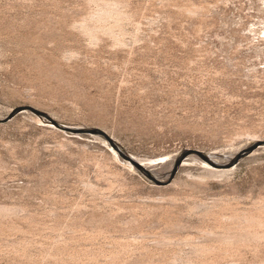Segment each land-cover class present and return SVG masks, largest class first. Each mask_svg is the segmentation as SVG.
I'll list each match as a JSON object with an SVG mask.
<instances>
[{"label": "rangeland", "instance_id": "obj_1", "mask_svg": "<svg viewBox=\"0 0 264 264\" xmlns=\"http://www.w3.org/2000/svg\"><path fill=\"white\" fill-rule=\"evenodd\" d=\"M114 1L119 24L93 17L101 0H0V117L30 105L61 123L101 128L132 157L162 164L189 148L224 158L255 124L264 137V0ZM263 150L201 182L197 172L209 166L181 159L191 172L177 166L157 185L102 138L19 113L0 123V264H182L187 241L219 231L221 216L185 213L172 227L163 198L249 206L264 198ZM100 161L121 186L99 177ZM163 169L150 173L163 177ZM154 199L160 205L147 216L142 208ZM164 231L173 235L166 247L156 243ZM62 234L81 241L62 245ZM116 247L123 251L108 262L104 250ZM78 248L95 254L76 261Z\"/></svg>", "mask_w": 264, "mask_h": 264}, {"label": "bare ground", "instance_id": "obj_2", "mask_svg": "<svg viewBox=\"0 0 264 264\" xmlns=\"http://www.w3.org/2000/svg\"><path fill=\"white\" fill-rule=\"evenodd\" d=\"M101 1L102 2H100V4H99L101 6V8L96 13V15L93 16V17L96 20H98V21H108L109 19L112 18V19H114V21L117 22V24H119L118 22L122 18V14H121L120 10L118 9L116 2L114 0H104V1L101 0ZM187 11H190L191 12V11H193V8L187 7ZM194 11H196V10H194ZM101 26H103V25H101ZM82 27L84 29V33L85 32L88 33L92 38L95 39V37H96L97 34L94 33V31L91 28V26L89 27L86 24H84ZM111 32L113 33V31H111ZM116 41L119 43L120 42L119 38L116 37ZM246 111H247V109H246ZM24 112H22V113H24ZM35 117L38 118V120H40V121L44 120V119H42V118H40L38 116H35ZM44 122H46V123H48V124L51 125V123L47 122L46 120H44ZM254 126L251 127L250 129H249V126H248V129H244V132L243 131H240V132L245 133L248 137H250V139L247 140L244 145L238 147L235 150L230 151L228 154H226V156L224 158L217 157V156H215L213 154H206L205 157H201V156H198V155L190 152L189 150H185L182 154L181 153H178V154L174 155L173 157H171L169 159V161H167L164 164H162L161 162L160 163L147 162L144 159H141V158H138V157H135V156L132 157L130 154L129 155L132 158H134L136 161H138V163L141 165V169L140 168H137V167H136V169L144 177H145V175L143 174V171H142L143 169L147 170L150 173L151 171H153L151 167H156L155 168V171H153V172H154L155 175H157L158 174L157 171L160 170V167L161 168L164 167L163 170H164L165 175H163V177L157 176V178H156L157 180H159L160 183L166 182L165 181L166 180L165 177L172 172V169H173L175 163L179 159L180 160L183 159L182 160L183 162H187V161H190V160H194V161H197V162H199L201 164H205V165L209 166V168L208 167L207 168H205V167L199 168L200 171L197 172V175H196L199 178V180H197V181H200L201 182V180L208 179V178H212V177H226L229 174H231V170L230 169H227V167L232 166L234 163H236V161H238L237 160L238 158H241V157H244V156L246 158H248V159H249V157L252 158V157L255 156L256 152L262 151L264 149V137L262 136L263 138H260V135L257 134V131L258 130H255V127ZM257 127L259 128V126H257ZM259 129L261 131V129H262L261 128V125H260V128ZM241 130H243V129H241ZM238 133H236V134H238ZM243 133H241L240 135L242 136ZM109 135L112 136V138L116 141V139H115V137L113 135H111V134H109ZM102 140L104 141L105 144H107L112 149L114 155L116 157H119L118 152L115 151V149L112 148L106 142V140H104V139H102ZM124 162H127V163L130 164V162L128 160L127 161H124ZM211 162H214L217 165H214ZM106 163L107 162H105V161L104 162L103 161H100L99 163H97V164H99V168H100V176L99 177H102V178L104 177L106 180H109V177H113L112 180H111V183H110V185H113L114 182H117L119 180L118 176L120 174L116 170L113 171V170L107 169L109 167L105 168L106 167ZM184 166H186V165H184V164L178 165L179 170L180 171H186V172L190 173L191 171L188 170V168L190 166L188 168H186ZM178 167H176V168H178ZM149 181H151V180H149ZM197 181H196V183H198ZM121 183L122 182H120V183L117 182V184H120V186H121ZM183 192H185V191L183 190ZM164 199H166V202L167 203H166L165 206H163V207L161 206L162 207L161 209L165 208L164 209V212H163L164 213V216L163 217L164 218L166 217L168 223H170V226H172V227H174V225L176 226V225L179 224L178 223L180 221V220H178L179 217L182 216V215H184L185 213L186 214H190V213H195L196 214V213H198V214H201L202 216L205 215L206 217H207V215L209 216V214L219 213L220 216H221V219L219 221V225L216 226V227H218L219 231L218 230L211 229V228L210 229H206V230H204L205 233H203V236H200V237H203L202 239H200V237H199V239L197 238V240H194V239L193 240H188L189 243L187 241V244H190V245H188V246H190V248L188 247L189 249L186 250V251L187 252L189 251L188 252L189 254H187L186 256H183L182 254L180 256L177 255L176 259H180L179 262H183L184 264H195V263H197L199 261H207V260H227V261H241V262L243 260H245V261L248 260L251 264H264V198L262 199V197H259V199H257V200L255 199V200L251 201V203H250L249 206H245L244 205L245 207L244 206L243 207L242 206L240 207L239 202L238 203L236 202L237 201L236 198H234L236 200L235 202H233V200L231 201V199L230 200L229 199H224L225 200V203H221V204H220V202H218V200L215 201L214 199H213V201H210V202L209 201L197 202V201H190L189 200V201H186L185 202L186 203L185 206L184 205L181 206V205H178L177 204L178 200H181V199H178V195L177 196H173V197L172 196L165 197V198H163V200ZM113 200H115V199H113ZM155 200L156 199H154V201ZM221 200H223V199H221ZM157 201H155L156 203L151 201L148 204H147V201H146V205L147 206L145 207V205H144V207L142 208V211L147 215V213H150V211L155 207V205L157 206L159 204L158 202H160V200L158 202ZM161 204H163L162 200H161ZM142 206L143 205H141V207ZM118 207H122V205L121 206L118 205ZM133 207L134 206H132V208ZM141 207H140L139 210H141ZM157 207H159V206H157ZM157 207L154 208V209H157ZM117 209H119V208H117ZM134 209H136V207H134ZM161 209H159V210H161ZM134 212H136V211H134ZM161 215H163V214H161ZM56 227H57V225H56ZM55 230H56V228H55ZM165 233H167V234H165ZM165 233L164 234L162 233L160 235V237L158 236L159 238H157V240H156L157 242L156 243H158L161 246L163 245V246L166 247L168 244L173 243L172 242V240H173L172 239L173 238L172 236L173 235H170V233H168L167 231ZM93 234L94 233H92V235ZM63 235L64 234H62V236ZM84 235L85 234H83V236ZM89 236H87V238H89ZM80 237H81V235L78 236V237L77 236H73V235H71L68 238H65L64 237V238H61L62 240H60V243L61 244L62 243L65 244V242L68 243L69 242L68 239H70V241L71 240L72 241H75V238H78L79 239V242H80L81 241ZM91 239H93V238H91ZM67 240H68V242H67ZM82 240H83V238H82ZM84 240H85V238H84ZM72 241H71V243H72ZM76 241H77L76 243H78V240H76ZM159 245H155V246H159ZM78 247L81 248V245H79ZM76 248H77V246H76ZM79 248L76 249L77 251L75 250L76 252H74L73 255H72L73 257H75L76 261H77V259H79L81 261L83 258L86 259V257H89L93 253L95 254V252H93V251H91V253H90L89 252L90 250L89 251L86 250L89 247H87L86 249L84 248L85 250L84 249H79ZM108 248H110V247H108ZM140 248L142 249L143 247L140 246L138 249H140ZM146 248H145V250L147 252L146 251L145 252L148 253L149 252V250H148L149 247L147 249ZM123 249H125V248L123 247ZM141 249H140V251L142 252L144 248L142 250ZM162 249H160V250H162ZM104 251H107L106 254H105V256L107 257L106 259L108 260V258H109V259H111L113 261L114 259L119 258L120 254H121V252L123 250L120 252L119 247H116V249H110V250H104ZM151 251L153 252V250H151ZM144 254L145 253H142V255H143L142 257H144ZM148 254H146V256H148ZM150 254H151V256H154L152 253H150ZM247 254L248 255L250 254V256H251L250 259L247 258ZM155 255H156V253H155ZM98 256H99V254H98ZM103 256H104V254H103ZM94 258H95V256H94ZM84 259L82 260L83 263H84ZM72 260H74V258ZM108 262H109V260H108Z\"/></svg>", "mask_w": 264, "mask_h": 264}, {"label": "water", "instance_id": "obj_3", "mask_svg": "<svg viewBox=\"0 0 264 264\" xmlns=\"http://www.w3.org/2000/svg\"><path fill=\"white\" fill-rule=\"evenodd\" d=\"M28 112L32 115L38 116L44 120H46L47 122L51 123L55 128H57L58 130H61L63 132L66 133H72V134H79V135H91V136H97L99 138H102L104 140H106V142L112 147L114 148L118 154L128 160L132 165H134L137 168L141 169V165L138 163V161H136L134 158H132L125 150L122 149V147L112 138V136H110L108 134V132H106L105 130L101 129V128H97V127H86V126H79V127H75V126H71L65 123H61L59 121H57L56 119H54L52 116H50L48 113L39 110L33 106L30 105H18V106H14L9 113H7L4 117L0 118V123H4L7 122L8 120H10L12 117H14L15 115L22 113V112ZM190 152L201 156V157H205V153L200 151L199 149H195V148H189L188 149ZM180 159L175 163L172 172L169 175V178H171V176L173 175V173L176 170V167L179 165L180 163ZM214 165H217L214 162H211ZM143 174L145 175V177L148 180H151L153 183L155 184H159V180H157L155 178L154 175L150 174L147 170L143 169Z\"/></svg>", "mask_w": 264, "mask_h": 264}]
</instances>
